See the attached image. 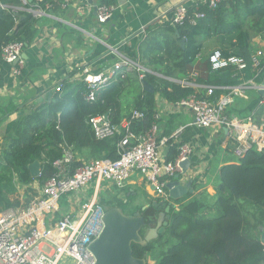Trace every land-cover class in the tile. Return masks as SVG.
<instances>
[{
  "label": "trees",
  "instance_id": "obj_1",
  "mask_svg": "<svg viewBox=\"0 0 264 264\" xmlns=\"http://www.w3.org/2000/svg\"><path fill=\"white\" fill-rule=\"evenodd\" d=\"M37 1L29 0L28 5ZM63 1L40 0L39 5L49 13ZM0 3L4 5H0V53L14 41L29 45L38 33L37 18L32 12L19 8L21 0H0ZM112 3L113 0L102 2L108 6ZM188 9L183 24L151 26L139 43L137 59L145 66H154L155 72L162 76L147 72L141 78L137 70H129L124 77L99 91L92 101L87 99L86 82L68 79L61 82L60 91L55 86L46 93L41 104L17 118L13 132L0 148V212L21 204L18 182L21 186L35 181L42 184L55 175L58 169L53 161L61 158L70 146L75 152L86 151L90 159L119 158V141L124 131L98 139L90 122L92 117L107 114L109 121L117 126L131 120L132 129L143 133L155 123L157 93L173 103L192 94L203 95L205 89L199 91L179 81L192 75L201 54V71L196 80L216 86L212 96L216 101L228 94L227 87L236 86L258 72L257 81L263 80L264 64L256 70L251 55L255 51L254 38L264 37V0H223L214 9L203 5ZM201 10L205 16L192 23L191 18ZM207 38H213L224 55L245 58L248 68L243 71L235 67L213 70L209 58L215 50L204 53L201 41ZM144 80L153 90L145 89ZM260 94L244 108L229 105L224 115L228 118L253 116L259 121L264 116V97ZM135 111L143 116L133 118ZM169 143L171 148L166 159L173 161L181 144ZM36 160L42 165L38 178H34L29 169ZM82 163L80 159L74 161L71 173ZM216 181L217 193L212 205L196 197L188 199L189 196L176 200L177 206L171 207L163 233L146 244L133 243L134 256L147 259L150 253L158 251L157 261L147 264H264V244L260 240L261 227H264V151L251 148L243 157L223 165ZM32 191L28 193L26 204L35 194ZM131 197L132 194H127V198L120 199L115 195L116 203L113 199H103L102 204L118 206L125 212ZM212 206L215 214L209 215L207 209ZM137 210L141 211L142 207H135L131 214ZM164 210L165 206L152 203L143 211L148 227L156 224ZM55 215L56 218L62 216L60 211Z\"/></svg>",
  "mask_w": 264,
  "mask_h": 264
},
{
  "label": "built area",
  "instance_id": "obj_2",
  "mask_svg": "<svg viewBox=\"0 0 264 264\" xmlns=\"http://www.w3.org/2000/svg\"><path fill=\"white\" fill-rule=\"evenodd\" d=\"M39 1L28 5L29 0H21L20 6L36 16H41L46 11L40 7ZM222 1L187 0L174 7L166 23L181 25L188 17L190 6L203 5L214 9ZM69 3L70 0H64L63 6L67 7ZM0 5L4 6L1 3ZM112 9V6L106 4L98 5L99 20L106 22L112 15ZM204 16V11H198L191 18V22L196 23L197 19ZM24 48L22 41L11 42L3 48L0 58L10 64L23 66ZM209 60L213 70L235 67L243 71L249 66L245 58L237 55L226 56L220 49L215 50ZM251 63L254 68L262 67L264 49L255 48ZM129 70H137L141 78H144L147 72L153 73L138 60L126 56H120L113 66L97 71L84 66L81 79L89 88L87 99L95 100L99 91L106 89L119 77H124ZM15 73H20V67L15 69ZM179 81L184 85H193L188 80ZM62 87L63 84L58 83L56 90L60 91ZM246 87L248 85L245 84L227 87L233 88L234 91L216 101L212 99L216 86L206 85L203 95L192 94L176 104L193 112L194 125L199 128H228L234 142L233 155L235 158H241L251 148L264 151V122L258 123L253 116L228 118L224 115L225 109L234 103V92ZM142 116L141 112L135 111L133 118ZM90 122L98 139H107L124 131L119 141V158L89 159L83 161L71 173L72 164L78 157L71 146L65 150L61 158L53 161V166L58 169L57 173L42 183L39 192L35 190L29 203L20 200L19 206L0 212V264H95L96 258L90 250V245L102 232L106 208L99 201L100 194L111 187L124 189L130 177L139 173L160 199L169 200L166 183L184 173L183 163L194 153L192 144L182 143L176 159L167 161L160 150L158 126L155 123L150 130L138 133L132 129L131 120H125L121 126H117L105 116L98 115L92 117ZM89 189L93 190L91 200L83 205L78 215L64 213L60 218H56L55 214L60 211V202L64 196L84 193Z\"/></svg>",
  "mask_w": 264,
  "mask_h": 264
},
{
  "label": "crops",
  "instance_id": "obj_3",
  "mask_svg": "<svg viewBox=\"0 0 264 264\" xmlns=\"http://www.w3.org/2000/svg\"><path fill=\"white\" fill-rule=\"evenodd\" d=\"M185 1L187 0H113L112 15L106 22L99 20L94 8L95 4L100 5L103 0H70L67 7L62 2L49 13L41 16L33 13L38 20V33L23 50V66L10 64L0 58V148L4 145L5 138L13 132L19 116L41 104L46 93L53 90L58 83L68 79L71 82L81 80L84 66H89L94 71L101 70L113 66L120 56L142 63L137 59L138 46L147 36L148 29L165 24L174 7ZM20 9L27 11L25 7ZM201 41L204 43V53L212 50L213 38ZM253 43L255 48L264 49V37L256 36ZM201 56L202 54L193 66L192 75L183 78L189 79L199 91L206 86L196 80L201 71ZM17 67H20L18 74L15 73ZM145 67L155 72L154 66ZM156 74L162 76L160 73ZM258 75L259 72L240 83L248 87L234 92V106L244 108L260 94L262 81H257ZM232 91L233 88L228 93ZM156 106L155 124L158 126L162 155L167 156L171 141L173 144H192L194 153L190 158L188 171L181 174L183 183H190V190H193L188 191L186 196H189L188 199L196 197L212 205L217 193L216 178L219 169L235 159L232 151L234 142L228 128L197 127L190 109L168 101L160 93L156 94ZM14 108L18 109L12 111ZM257 122H264V116ZM76 155L83 161L90 159L87 153L76 152ZM39 185L35 181L30 185L19 186L20 200L25 202L30 191L41 190ZM119 191L128 195L139 193L140 198L145 196L146 199L152 198L155 201L160 199L139 173H134L126 187ZM207 213L215 214L214 207L208 208ZM261 235L262 230L260 238ZM158 255V251L150 253L148 262H156Z\"/></svg>",
  "mask_w": 264,
  "mask_h": 264
},
{
  "label": "water",
  "instance_id": "obj_4",
  "mask_svg": "<svg viewBox=\"0 0 264 264\" xmlns=\"http://www.w3.org/2000/svg\"><path fill=\"white\" fill-rule=\"evenodd\" d=\"M95 11L97 13L98 5L95 4ZM185 45V40H181ZM145 89L153 90L152 86L143 81ZM262 88L260 93L264 97V77L261 82ZM108 119V115H105ZM190 159L183 163L184 174L188 171ZM29 169L34 178L41 175L42 165L39 160L34 161L29 165ZM182 175L176 176L174 179L166 183V190L169 195V200L163 199L155 201L154 206H165V210L159 214V217L154 226L148 227L143 211L148 207L143 206L141 211L133 214L124 213L118 206L105 208L103 216V229L99 237L90 245V250L96 258L95 264H147L146 258L134 256L132 244L147 242L157 238L163 233L165 226L170 219V209L176 206V201L185 197L190 190V183H183ZM262 235L261 242L264 244V227H261ZM143 232V234H142Z\"/></svg>",
  "mask_w": 264,
  "mask_h": 264
},
{
  "label": "rangeland",
  "instance_id": "obj_5",
  "mask_svg": "<svg viewBox=\"0 0 264 264\" xmlns=\"http://www.w3.org/2000/svg\"><path fill=\"white\" fill-rule=\"evenodd\" d=\"M211 49L217 50L218 48L214 44ZM84 152L87 153L86 151H84ZM84 152H81V154H85ZM18 185L21 186V183L18 182ZM41 185L42 184H40L39 186H41ZM35 190L37 191V189H35ZM39 191L40 190H38V192ZM29 193H33V191H30ZM92 193H93V190L89 189L84 193H76V194H71L70 196L69 195L64 196L60 202L61 214L70 213V210L73 209L72 213H70V214L74 215V216L78 215V213L82 210L83 205H85L86 203H88L91 200L90 196L92 195ZM115 195L118 196L120 199L127 198V193L123 194V192L119 191V188L111 187V188H108L106 191H103L102 195L100 194L99 201H100V203H102L103 199H113V197ZM133 195H132L133 197L128 199L130 205H129V207H126V210L124 212L126 214H131L135 207L139 208V207H143L146 205L149 206L150 204L155 202L154 199H152V198L146 199L145 196H144V198H140L141 196H138V195H140L139 193L133 194ZM124 196H125V198H123ZM65 199H68V201H64ZM63 201H64V203H63ZM113 201H115V200L113 199ZM115 203H116V201H115ZM104 207L109 208L111 206L108 204H104ZM137 211H139V210H137Z\"/></svg>",
  "mask_w": 264,
  "mask_h": 264
}]
</instances>
